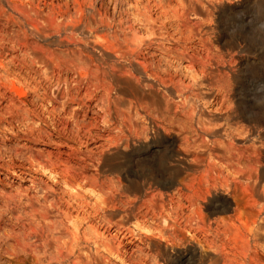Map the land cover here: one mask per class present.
<instances>
[{
    "label": "rangeland",
    "instance_id": "374dc122",
    "mask_svg": "<svg viewBox=\"0 0 264 264\" xmlns=\"http://www.w3.org/2000/svg\"><path fill=\"white\" fill-rule=\"evenodd\" d=\"M4 74L0 264H264V0H0Z\"/></svg>",
    "mask_w": 264,
    "mask_h": 264
},
{
    "label": "bare ground",
    "instance_id": "6f19581e",
    "mask_svg": "<svg viewBox=\"0 0 264 264\" xmlns=\"http://www.w3.org/2000/svg\"><path fill=\"white\" fill-rule=\"evenodd\" d=\"M102 48L105 49V46L102 45ZM138 65L142 68V71H144L145 73H148V67L144 63L138 62ZM0 84H1L0 91L2 90L1 87L4 88V90H6V91H10L9 87L7 86V83H6V74H4L3 76L0 75ZM2 95H5V92H3ZM158 148H159V146H158ZM156 150L157 149H155L151 152H155ZM158 155H159L158 164H156L157 168L155 170L160 169L161 174L164 175L165 172L167 173L168 170L170 169V168L168 169V165L171 164V169L174 171V174L172 172L171 175L173 174L174 179L172 178V180L166 185L159 182L161 178H157L155 182L157 184L161 185L163 189L170 190L171 188H173L175 186V183H176V177L175 176L177 174H179L183 169L187 168L184 165V164H186V161H184L183 159H177L176 154L171 153V152L170 153H158ZM149 156L148 155H146L144 157L140 156L139 158H134V159L142 160L141 163L143 165L152 166V165H149V164H152V163H149L150 162L149 158H148ZM117 159H118V153L113 154V156H111V157L107 156L105 158V162H107V163L110 162L112 169L115 171H123L124 169H126L127 164H126L125 160L117 161ZM146 161H149V162H146ZM131 186L137 187L138 184L136 181H134V182H131Z\"/></svg>",
    "mask_w": 264,
    "mask_h": 264
}]
</instances>
